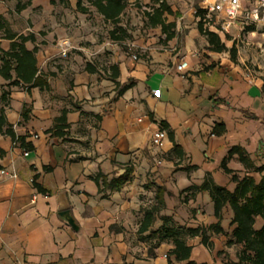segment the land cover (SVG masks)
<instances>
[{
	"label": "crops",
	"instance_id": "0c3cea01",
	"mask_svg": "<svg viewBox=\"0 0 264 264\" xmlns=\"http://www.w3.org/2000/svg\"><path fill=\"white\" fill-rule=\"evenodd\" d=\"M136 1L129 0L128 8ZM18 3L27 5L17 10ZM76 3L16 0L22 16L0 12L13 32L35 35L36 42L26 46H37L39 72L49 84L48 90L11 89L7 120L34 150L25 151L0 135L6 153L0 159V171L6 172L0 173V264H187L170 254V239L152 232L160 229L161 216L171 217L180 228L217 222L210 197L208 208L199 201H206V192L188 202L181 192L201 185L207 173L230 181L220 165L232 147L244 148L257 166L264 164V63L251 71L237 55L233 60L228 51H211L189 0H179V8L168 1L173 15H167V22L175 23L176 35L167 42L159 28L136 27L135 11L146 10L151 0H138L142 8L130 9L132 18L124 21L122 15L119 26L128 38L121 42L110 38L114 24L85 0L87 13ZM60 41L70 44L65 57ZM0 47H10L1 35ZM87 64L94 72L86 70ZM112 66L118 67L121 85L133 83L117 98ZM24 107L29 110L26 121ZM64 109L70 128L62 138L48 130ZM161 122L174 131L188 158L180 167L196 165L203 177L176 170L167 157L173 144L166 130L160 145L152 146ZM217 124L226 128L222 135L212 134ZM228 167L246 175L236 157ZM99 172L108 180L128 172L129 180L118 190L100 193L93 179ZM34 181L44 193L33 187ZM156 187L166 190L165 207L148 231L139 233L144 210L155 204ZM169 197L176 200L174 209ZM65 209L72 212L78 230L59 217ZM232 229L210 236L213 251L200 237H187L189 261L221 264L218 253L229 251Z\"/></svg>",
	"mask_w": 264,
	"mask_h": 264
},
{
	"label": "trees",
	"instance_id": "16d2710c",
	"mask_svg": "<svg viewBox=\"0 0 264 264\" xmlns=\"http://www.w3.org/2000/svg\"><path fill=\"white\" fill-rule=\"evenodd\" d=\"M65 2V0H61ZM90 6L103 17L105 21L114 24V29L109 33L111 40L121 42L128 38L125 28L119 26L121 17L126 13L129 7V0H85ZM52 4L55 0H50ZM77 9L81 13H87L88 8L83 6V0H77ZM27 4H17V10H22ZM136 7L141 9L142 6L136 1ZM143 10V19L145 27L159 28L164 34V42L172 40L175 35L176 25L174 22H167V15H173V10L168 0H151V3ZM196 16L199 18L198 30L204 35L208 41L209 49L214 52L228 51L231 58L235 60L237 49L235 46L228 48L226 42L221 39L218 33L210 30V20L206 17L205 11L198 9ZM253 31V30H252ZM0 35L2 38L10 41L8 50L0 47V135L9 137L14 144H19L25 151H33L34 146L26 142V136L17 135L13 126L8 122L6 117V109L9 106L11 89L14 87L23 88L29 91L31 88H39L40 90H48L49 84L41 75L38 68L36 54L37 46L28 49L26 44L36 42L34 34H18L13 32L7 25V22L0 17ZM111 81L116 88V98L123 95L125 91L132 87L133 83L121 85L118 82L119 70L117 66H112ZM86 70L94 72L91 64L86 65ZM68 110H62L60 116L54 120V125L48 130L55 136L64 138L68 134L70 125L67 122ZM83 115V113L81 112ZM22 119L26 121L29 118V110L24 107L21 113ZM101 121L100 116H95ZM161 129L166 130L169 140L173 144L172 150L167 157L176 166V170H182L189 176L197 170L196 165L187 164L180 167L183 160H187V156L182 147L175 139L174 131L170 126L161 122ZM226 128L222 124H217L212 130L214 135H222ZM5 151L0 147V159L5 156ZM236 157V160L243 166L246 175L240 177L235 171L228 167V161ZM221 169L230 176V180L235 183V188L230 191L226 187L216 185L212 175L207 173L201 185L192 184L181 193L184 195L183 201L188 202L194 199L198 193L207 192L213 205V214L217 222L208 227L197 228H180L177 227L171 217L161 216L162 225L153 235H160L161 239H170L173 249L170 254L177 261L190 262L192 247L187 244V237H200L202 244L209 250L213 251L214 245L210 240L211 235L224 234L221 225L224 210L229 208L232 212L231 238L227 240L226 247H240L237 252V261L230 264H264V164L257 166L249 153L240 146L232 147L228 155L222 160ZM46 167V170H49ZM259 179H256L253 175ZM94 181L98 185L99 192L105 190H118L128 180V172L108 180L107 176L99 172L94 176ZM33 187L38 192H45V189L33 182ZM166 190L163 187H156L155 204L151 208L144 210V216L138 232L144 233L153 225L156 215L165 207ZM258 222H261L260 225ZM221 252L218 253L220 255Z\"/></svg>",
	"mask_w": 264,
	"mask_h": 264
},
{
	"label": "rangeland",
	"instance_id": "374dc122",
	"mask_svg": "<svg viewBox=\"0 0 264 264\" xmlns=\"http://www.w3.org/2000/svg\"><path fill=\"white\" fill-rule=\"evenodd\" d=\"M15 1L14 0H2V3L0 2V12L7 13L11 18L13 17V15L22 16L21 15L22 12L17 11L14 6ZM168 1L172 3L173 6L179 8L178 6L179 0H168ZM134 7H136V5ZM134 7H130V9ZM130 9L128 8L126 13L123 15L122 19L124 21L128 17L132 18L131 14L133 13H131ZM135 15L138 18V23L136 27H140L144 29L145 24H144L142 12L140 10H136ZM100 25H101L100 26L101 29L106 28L104 27V24L101 23ZM40 27L41 26H39V28ZM45 31H46V27L43 26L42 30L40 31V35L44 36ZM229 31L230 33L226 34V33H222L219 29V34L222 36V38L224 39V41L226 42L229 48H231L232 46H235V48L237 49V53H236L237 58L242 59L244 64L249 68V70L257 72L258 64L262 65L264 63V21L259 24L250 25L241 19L240 22H237L235 26H232ZM240 99L242 101H246L245 96L240 95ZM251 151H253V149ZM231 167L234 168L235 165L232 164ZM198 169L199 168H197V170L195 171L196 172L194 175L195 178L203 177L205 175L199 172ZM223 176L225 175L223 174ZM213 180L216 183V185L226 186L230 191H233L235 188V183L232 182L231 180L227 182L226 177L223 178L220 175L214 176ZM205 195L207 196V199H206L207 202L206 201L203 202L202 198L199 201L200 203H203L205 208H208V204L206 203H208L210 200L209 194L206 192ZM168 199L170 200L168 202L170 209H174V207L176 206V200L171 197H169ZM231 217H232V212L230 210H226L223 214V219L221 221V225L225 231L231 230ZM228 249L229 251H224V253H221L219 255L220 256L219 260H221V264H230L229 261L235 262L234 260L230 259V256H232L233 258H236L237 260V252L240 250V247L236 246V247L228 248Z\"/></svg>",
	"mask_w": 264,
	"mask_h": 264
},
{
	"label": "built area",
	"instance_id": "2783aa9c",
	"mask_svg": "<svg viewBox=\"0 0 264 264\" xmlns=\"http://www.w3.org/2000/svg\"><path fill=\"white\" fill-rule=\"evenodd\" d=\"M194 7L196 14L198 9L205 11L206 17L210 20L209 28L219 34H229L230 28L237 22L243 21L247 24L254 25L264 21V0H189ZM60 54L67 56L70 44L67 41L58 43ZM182 69V65L177 67ZM166 133L164 130H158L152 138V146L157 147L164 139ZM27 154V153H25ZM1 174H6L4 170ZM15 176V174H13Z\"/></svg>",
	"mask_w": 264,
	"mask_h": 264
},
{
	"label": "water",
	"instance_id": "95a60500",
	"mask_svg": "<svg viewBox=\"0 0 264 264\" xmlns=\"http://www.w3.org/2000/svg\"><path fill=\"white\" fill-rule=\"evenodd\" d=\"M59 217L65 221L71 228L74 230H78V226L76 224V221L72 215V212L68 209L62 210L59 212Z\"/></svg>",
	"mask_w": 264,
	"mask_h": 264
}]
</instances>
